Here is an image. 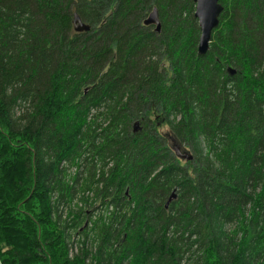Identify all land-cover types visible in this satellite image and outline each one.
<instances>
[{"label": "trees", "instance_id": "trees-1", "mask_svg": "<svg viewBox=\"0 0 264 264\" xmlns=\"http://www.w3.org/2000/svg\"><path fill=\"white\" fill-rule=\"evenodd\" d=\"M218 2L197 54L191 0H0V264H264V0Z\"/></svg>", "mask_w": 264, "mask_h": 264}, {"label": "water", "instance_id": "water-1", "mask_svg": "<svg viewBox=\"0 0 264 264\" xmlns=\"http://www.w3.org/2000/svg\"><path fill=\"white\" fill-rule=\"evenodd\" d=\"M194 7L192 16L196 20L198 28V38L196 45L197 54H204L208 49V43L211 36V31L216 27L218 23V16L222 10L221 4L218 0H191ZM143 25H153V30L155 32L159 31L160 23L158 20L156 9L153 7L146 14L142 20ZM71 26L73 31L82 32L89 29V25L84 23L76 12L72 13ZM229 74L234 73V69L230 66L226 68ZM140 127L137 121L132 123V131L139 130ZM170 150L173 152V155L184 161H189L192 159V154L188 151L182 144L176 142L173 138H170L169 144ZM175 197L174 190L170 192V195L165 201V205Z\"/></svg>", "mask_w": 264, "mask_h": 264}, {"label": "rangeland", "instance_id": "rangeland-1", "mask_svg": "<svg viewBox=\"0 0 264 264\" xmlns=\"http://www.w3.org/2000/svg\"><path fill=\"white\" fill-rule=\"evenodd\" d=\"M193 7H194V5H193ZM157 132H163V131H165L166 130V128H165V126H159L158 125V127H157ZM188 151H190L191 152V154H192V151L190 150V148L188 147V146H186V145H184V144H182ZM178 159V158H177ZM179 161L181 162V163H183V164H185V162L186 161H184V160H180L179 159ZM190 161V160H189ZM88 210H89V208H88ZM74 246V245H73ZM73 248V247H72ZM74 250V249H73ZM73 250H71L72 252H73Z\"/></svg>", "mask_w": 264, "mask_h": 264}]
</instances>
